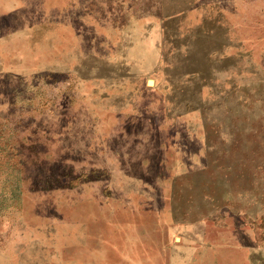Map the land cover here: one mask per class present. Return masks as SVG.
I'll use <instances>...</instances> for the list:
<instances>
[{"label":"rangeland","instance_id":"rangeland-1","mask_svg":"<svg viewBox=\"0 0 264 264\" xmlns=\"http://www.w3.org/2000/svg\"><path fill=\"white\" fill-rule=\"evenodd\" d=\"M0 8V264H264V0Z\"/></svg>","mask_w":264,"mask_h":264},{"label":"crops","instance_id":"crops-1","mask_svg":"<svg viewBox=\"0 0 264 264\" xmlns=\"http://www.w3.org/2000/svg\"><path fill=\"white\" fill-rule=\"evenodd\" d=\"M19 9V8H18ZM18 9H14V10H11V11H8V13L7 12H5V10H3L2 8H0V19L3 17V16H8L11 12H14V11H16V10H18ZM3 23H1L0 22V25H2ZM1 51V50H0ZM1 59H2V54H1V52H0V72L2 71L3 72V69H2V65H1Z\"/></svg>","mask_w":264,"mask_h":264},{"label":"bare ground","instance_id":"bare-ground-1","mask_svg":"<svg viewBox=\"0 0 264 264\" xmlns=\"http://www.w3.org/2000/svg\"><path fill=\"white\" fill-rule=\"evenodd\" d=\"M149 83H152V82L149 81Z\"/></svg>","mask_w":264,"mask_h":264},{"label":"water","instance_id":"water-1","mask_svg":"<svg viewBox=\"0 0 264 264\" xmlns=\"http://www.w3.org/2000/svg\"><path fill=\"white\" fill-rule=\"evenodd\" d=\"M150 84V83H149Z\"/></svg>","mask_w":264,"mask_h":264}]
</instances>
